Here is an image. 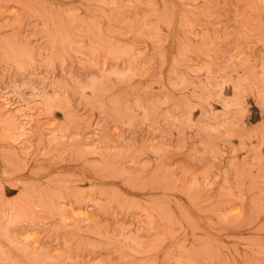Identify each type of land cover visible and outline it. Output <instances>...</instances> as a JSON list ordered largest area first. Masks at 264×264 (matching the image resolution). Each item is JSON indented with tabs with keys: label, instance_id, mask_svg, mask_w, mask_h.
<instances>
[{
	"label": "rangeland",
	"instance_id": "obj_1",
	"mask_svg": "<svg viewBox=\"0 0 264 264\" xmlns=\"http://www.w3.org/2000/svg\"><path fill=\"white\" fill-rule=\"evenodd\" d=\"M0 264H264V0H0Z\"/></svg>",
	"mask_w": 264,
	"mask_h": 264
},
{
	"label": "bare ground",
	"instance_id": "obj_2",
	"mask_svg": "<svg viewBox=\"0 0 264 264\" xmlns=\"http://www.w3.org/2000/svg\"><path fill=\"white\" fill-rule=\"evenodd\" d=\"M6 1V0H5ZM8 1V0H7ZM10 1V0H9ZM16 2V1H15ZM122 3V2H121ZM2 39V38H1ZM4 39V38H3ZM262 39V38H261ZM7 41V40H6ZM7 43H9V41L7 42ZM3 48V47H2ZM5 52V51H4ZM10 56V55H9ZM12 60V59H11ZM250 66V65H249ZM253 74V73H252ZM91 95H93V94H91ZM45 96V95H44ZM100 97V96H99ZM18 110V109H17ZM21 129V128H20ZM64 205V204H63ZM143 210V209H142ZM237 211V210H236ZM24 238V237H23ZM26 238V237H25ZM8 246V245H7ZM9 247V246H8ZM5 248V247H4ZM10 249V248H9ZM8 251V250H7ZM13 251V250H12ZM18 258V257H17ZM26 261V260H25ZM29 261V260H28Z\"/></svg>",
	"mask_w": 264,
	"mask_h": 264
}]
</instances>
